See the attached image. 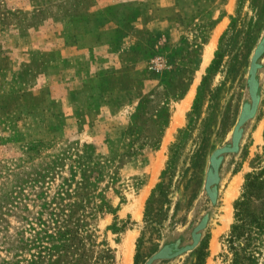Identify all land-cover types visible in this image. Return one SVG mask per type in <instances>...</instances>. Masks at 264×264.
I'll return each instance as SVG.
<instances>
[{
  "label": "rangeland",
  "instance_id": "rangeland-1",
  "mask_svg": "<svg viewBox=\"0 0 264 264\" xmlns=\"http://www.w3.org/2000/svg\"><path fill=\"white\" fill-rule=\"evenodd\" d=\"M263 40L264 0H0V264H264Z\"/></svg>",
  "mask_w": 264,
  "mask_h": 264
},
{
  "label": "trees",
  "instance_id": "trees-1",
  "mask_svg": "<svg viewBox=\"0 0 264 264\" xmlns=\"http://www.w3.org/2000/svg\"><path fill=\"white\" fill-rule=\"evenodd\" d=\"M264 49V40L261 42L253 56L252 63L250 66V77L248 82V90L253 98L252 105L250 108L247 106L241 116L239 121H243L246 117L250 116L255 108V104L258 99V85L256 82V78L254 76V71L257 67L256 57L259 55V53ZM239 134V131L236 129L233 133V140L237 138V135ZM232 148L230 146H224L220 149L215 150L211 157H210V165L207 170L206 174V180H205V194L208 200H210L212 203L216 199V191H217V184L216 182L219 179L218 174V165L219 161L221 159V155H218L221 151H228ZM162 187V184H158V188ZM149 203V201H148ZM241 200H238L235 202V217L239 216V218H236L240 220L239 223H235L232 226L231 235H230V243L232 244V249L237 251L239 247V243L242 238H246V228H248V218L246 214H243L242 212H245V208L242 207ZM147 216V214H146ZM209 217V213H205L201 216L198 223L194 224V222H190L187 231L189 230V235L191 237V242L189 244H183L181 238L177 237L173 240H170L166 243H164L157 251L154 252V254L151 256L152 259H158V260H166L168 258L174 257L178 254H182L186 252L189 249H192L197 253V258L202 259L204 255V250L206 248V236L207 234H203L202 230L204 227H206L207 220ZM236 242H238V247H236ZM198 261V262H199ZM147 264V262L145 263ZM234 264H237L235 261Z\"/></svg>",
  "mask_w": 264,
  "mask_h": 264
},
{
  "label": "built area",
  "instance_id": "built-area-1",
  "mask_svg": "<svg viewBox=\"0 0 264 264\" xmlns=\"http://www.w3.org/2000/svg\"><path fill=\"white\" fill-rule=\"evenodd\" d=\"M156 68H157V62H156Z\"/></svg>",
  "mask_w": 264,
  "mask_h": 264
},
{
  "label": "bare ground",
  "instance_id": "bare-ground-1",
  "mask_svg": "<svg viewBox=\"0 0 264 264\" xmlns=\"http://www.w3.org/2000/svg\"><path fill=\"white\" fill-rule=\"evenodd\" d=\"M210 50V49H209Z\"/></svg>",
  "mask_w": 264,
  "mask_h": 264
}]
</instances>
